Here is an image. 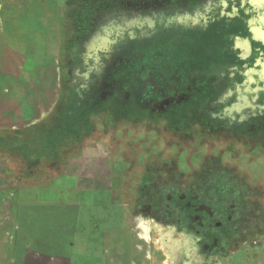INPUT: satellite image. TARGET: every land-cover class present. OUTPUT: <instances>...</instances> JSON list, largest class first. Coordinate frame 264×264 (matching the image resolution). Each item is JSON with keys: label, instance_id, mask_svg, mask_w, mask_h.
<instances>
[{"label": "rangeland", "instance_id": "rangeland-1", "mask_svg": "<svg viewBox=\"0 0 264 264\" xmlns=\"http://www.w3.org/2000/svg\"><path fill=\"white\" fill-rule=\"evenodd\" d=\"M198 1L0 0V264H264L263 98L230 121L223 85L190 66L162 116L123 106V89L87 99L100 13ZM172 41L132 67L179 64L191 41ZM87 134L108 141L87 149Z\"/></svg>", "mask_w": 264, "mask_h": 264}, {"label": "flooded vegetation", "instance_id": "flooded-vegetation-1", "mask_svg": "<svg viewBox=\"0 0 264 264\" xmlns=\"http://www.w3.org/2000/svg\"><path fill=\"white\" fill-rule=\"evenodd\" d=\"M157 6L134 5L125 10L115 8L113 12L110 8L87 26L92 46L87 53V72L92 75L87 81V99H94L92 92L108 86L109 92L101 97H110L115 90L123 89V106L142 105L150 115L162 116L183 101V90H179L178 83L173 85V80L181 78L187 67L202 70L206 66L207 72L213 73L224 87L223 93L217 95L224 99L214 100L220 101L228 120L237 121L245 111L262 109L257 102L264 99V43L252 40L260 28L256 29L252 22L254 18L264 23V0H199L188 6L183 2ZM155 7L159 10H152ZM240 38L249 41L248 53L241 49ZM174 39L186 49L187 40L191 41L185 56H179V64L173 66L170 60L161 66L152 62L149 67H132L131 61L141 45L168 46ZM220 67L226 72L219 73ZM125 71L131 74L130 83L123 80L128 79L122 75ZM119 75L123 78L114 81ZM209 220L208 217L205 221L207 226L214 225ZM198 224L203 227V222Z\"/></svg>", "mask_w": 264, "mask_h": 264}, {"label": "crops", "instance_id": "crops-1", "mask_svg": "<svg viewBox=\"0 0 264 264\" xmlns=\"http://www.w3.org/2000/svg\"><path fill=\"white\" fill-rule=\"evenodd\" d=\"M104 140L108 141V137H104L103 134L92 135V136L87 134V149H89L92 146L93 147L97 146V145L101 144V142H105ZM98 149H100V148H98ZM90 150H93V149H90ZM92 153H95V151L93 150ZM93 161H95V159ZM93 161H90V160L87 161L88 167H89V168L87 167V170H89V172H87V179L91 183L94 182V184L97 186L99 184V182H101L102 176H100L99 173L92 172L93 170H95V165H97L99 163V161H95V162H93ZM93 164H94V168L92 167Z\"/></svg>", "mask_w": 264, "mask_h": 264}, {"label": "water", "instance_id": "water-1", "mask_svg": "<svg viewBox=\"0 0 264 264\" xmlns=\"http://www.w3.org/2000/svg\"><path fill=\"white\" fill-rule=\"evenodd\" d=\"M255 9H256V7H255ZM252 17H254V16H252ZM252 23H253V26L256 25V29L260 27L259 28L260 30L258 29L257 33L253 34L252 40H254L255 42L256 41H259V42L261 41V42L264 43V23L257 22L254 18H253V22ZM239 41L241 42V49L243 48L248 53L249 50H250V47H251L249 41L246 38H245V41L243 40V38H240Z\"/></svg>", "mask_w": 264, "mask_h": 264}]
</instances>
